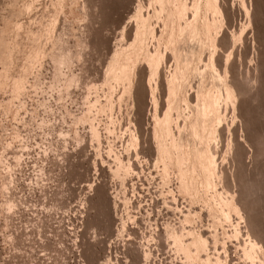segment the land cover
Instances as JSON below:
<instances>
[{
    "label": "rangeland",
    "instance_id": "374dc122",
    "mask_svg": "<svg viewBox=\"0 0 264 264\" xmlns=\"http://www.w3.org/2000/svg\"><path fill=\"white\" fill-rule=\"evenodd\" d=\"M162 1L0 0V232L29 264H264V0L166 28Z\"/></svg>",
    "mask_w": 264,
    "mask_h": 264
},
{
    "label": "bare ground",
    "instance_id": "6f19581e",
    "mask_svg": "<svg viewBox=\"0 0 264 264\" xmlns=\"http://www.w3.org/2000/svg\"><path fill=\"white\" fill-rule=\"evenodd\" d=\"M163 1H165V2H163ZM163 1H162V2L166 5V8H167V7H168V4L173 3L175 0H174L173 2H172V0H171V1H170V0H163ZM170 2H171V3H170ZM178 2H179V3H178ZM163 3H162V4H163ZM162 4L160 3V5H162ZM164 4H163V6H164ZM185 4H186V3H185ZM185 4H181L180 1H177V3L175 2V3L172 4L169 8H167V12H166L167 14H166V16H165L166 20H165V22H163V25H164L165 23H167V24L165 25V28H166V26H167V27L170 26V23H171V24H174L178 19H179V20L182 19V16L184 15V14H183V11L185 10ZM189 5H190V4H189ZM161 7H162V6H161ZM186 7H189V6L186 5ZM158 9H159V8H158ZM160 9H162V8H160ZM160 9H159V10H160ZM197 9H198V8H197ZM188 10H189V9H188ZM195 10H196V9H195ZM154 11H155V10H154ZM186 11H187V10H186ZM186 11H184L185 14H186ZM193 11H194V10H193ZM158 12H159V11H158ZM160 12H162V11L160 10ZM197 12H198V10H197ZM148 13H149V12H148ZM163 13H164V12H163ZM156 14H157V13H156ZM156 14H155V15H156ZM158 14H159V13H158ZM158 14H157V15H158ZM149 16H150V15H149ZM197 16H198V15H197ZM139 17H140V15H139ZM139 17H138V18H139ZM146 17H147V16H146ZM199 17H200V16H199ZM149 18H150V17H149ZM156 18H157V17H156ZM180 18H181V19H180ZM197 18H198V17H197ZM140 19H141V17H140ZM140 19H139V20H140ZM152 19H153V18H152ZM160 20H162V19H160ZM155 21H156V20H155ZM162 21H163V20H162ZM198 21H199V20H198ZM144 22H145V21H144ZM144 22H143V24H144ZM152 22H153V21H152ZM159 22H160V21H159ZM182 22H183V21H182ZM191 22H193V20H192ZM141 23H142V21L140 22V25H142ZM189 23H190V22H189ZM189 23H188V24H189ZM197 23H198V22H197ZM168 24H169V25H168ZM188 24H187V25H188ZM204 24H205V23H204ZM140 25H138V26H140ZM191 25H193V24H191ZM143 26H145V25H143ZM143 26H141V28H142ZM180 26H182V25H181V24L178 25V30H179V32H180V31H183V30H184V31H187V32L190 31V30H188L189 28H188L186 25H184V27L181 28V29H180ZM188 26H189V25H188ZM193 26H194V25H193ZM159 27H160V25H159ZM172 27H174V28H172ZM172 27H171V29H170L168 35H167V43H168L167 46H170V45H171V47H172L173 44L176 42V39H177V38H178V39H177V42L179 43V36L181 35L178 31H176L175 26H172ZM190 27H191V26H190ZM195 27H196V26H195ZM195 27H194V28H195ZM207 27H208V25H207ZM137 28H138V27H137ZM141 28H140V30L138 29V30H135V31H136V32L139 31V32L141 33V31H143V30H141ZM165 28H164V29H165ZM202 28H204V27H202ZM128 29H129V28H128ZM142 29H144V27H143ZM145 29H146V28H145ZM149 29H150V28H149ZM156 29H157V28H156ZM167 29H169V28H167ZM190 29H191V28H190ZM161 30H162V28H161ZM159 31H160V30H159ZM192 31H193V33H194L195 29H193ZM192 31H190V32H192ZM160 32H161V31H160ZM162 32H163V31H162ZM187 32L184 34V38H183V39H185V36H187L186 34L190 35V33H189V32L187 33ZM199 32H200V31H199ZM140 33H139V35H140ZM152 33H153V32H152ZM176 33H178L179 36H178V34H177V36H176ZM181 33H182V32H181ZM130 34H131V33H130ZM136 34H137V33H136ZM143 34H144V32H143ZM165 34H167V32H165ZM194 34H196V32H195ZM198 34H199V33H198ZM139 35H138V37H140ZM182 35H183V33H182ZM201 35H202V34H201ZM163 36H164V35H163ZM138 37H137V38H138ZM176 37H177V38H176ZM187 37H191V36H187ZM154 38H155V37H154ZM154 38H153V39H154ZM161 38H162V33H161ZM181 38H182V37L180 36V40L183 41V39H181ZM124 39H125V38H124ZM157 39H158V38H157ZM157 39H156V40H157ZM162 39H163V38H162ZM134 40H135V41H136V40L138 41V39H136V36H135ZM195 40H196V39H195ZM122 41H123V40H122ZM124 41H125V40H124ZM137 41H136V42H137ZM163 41H164V39H163ZM165 41H166V40H165ZM181 41H180V43H181ZM186 41H187V40H186ZM198 41H199V40H198ZM151 42H152V41H151ZM155 42H156V41H155ZM183 42H184V41H183ZM187 42H188V41H187ZM131 43L133 44L134 41L131 42ZM167 43H166V44H167ZM178 43H177V44L175 43L176 46H178ZM185 43H186V42H185ZM185 43H184V44H185ZM136 44H137V43H136ZM184 44H183L184 47H186L187 49L190 48V47L185 46L186 44H185V45H184ZM181 45H182V43H181ZM188 45H189V44H188ZM153 46H154V45H153ZM165 46H166V45H165ZM167 46H166V47H167ZM176 46H175V47H176ZM171 47H169V48H171ZM179 47H181V46H180V45L178 46V51L175 50V49H177V47L174 49V46L172 47V48H173L172 50L170 49V50L172 51V52L170 51V52H171V53H170L171 56L173 57V55H174V56H176V57L178 58V59H177L176 57L174 58L175 60H178V61H177L176 66H174V67H175V69H174V74H173V75H174V76H173L174 85H172V87L175 86L174 89H176V98H178V99L180 98V97H178V94L184 89V87H185V83H186L187 79H189L188 75H189V73H190V69L188 70V68H190V66L188 65V66H189V67H188V66H187V63H185V60L182 59V58H184V55H182L183 57L180 55V57H182L181 59L184 60V62H183V61H180L181 59L179 60L180 57H179L178 55H179L180 53H179V54L177 53V52H180L179 50L182 49V53H181V54H183V50H185V48L183 49V47H182V48H179ZM150 48H151V47H150ZM167 48H168V47H167ZM148 49H149V48H148ZM154 49H155V48H154ZM190 50H191V49H190ZM193 50H194V49H193ZM153 51H154V50H153ZM163 51H164V50H163ZM166 51H167V50H166ZM168 51H169V50H168ZM149 52H150V51H149ZM185 52H186V51H185ZM168 53H169V52H168ZM192 53H193V52H192ZM172 54H173V55H172ZM155 55H156V53H155ZM149 56H150V55H149ZM189 56H191V54H190ZM154 57H155V56H154ZM154 57H152V58L154 59ZM163 57H165V56H163ZM152 58L150 59V60H151V61H150L151 63L153 62V61H152ZM194 58H195V57H194ZM60 59H61V58H60ZM158 59H159V57H158ZM158 59H157V60H158ZM187 59H188V61H189V58H188V57H187ZM61 60H62V59H61ZM64 60H65V59H64ZM154 60H155V59H154ZM168 61H169V60H168ZM172 61H173V60H172ZM157 62H158V61H157ZM174 62H176V61H174ZM182 62H183V63H182ZM155 63H156V62H155ZM190 63H191V62H189V64H190ZM156 64H158V63H156ZM167 64H168V63H167ZM148 65H149V64H148ZM153 65H154V64H153ZM158 65H159V64H158ZM161 65H162V64H161ZM170 65H171V64H170ZM174 65H175V63H174ZM155 66H156V65H155ZM165 66H166V64H165ZM150 67H151V66H150ZM152 67H154V66H152ZM156 67H157V66H156ZM172 67H173V66H172ZM174 67H173V68H174ZM159 68H160V67H159ZM164 68H166V67H164ZM150 69H151V68H150ZM157 69H158V68H157ZM162 69H163V68H162ZM153 70H154V69H153ZM172 70H173V69H172ZM158 71H159V70H158ZM167 72H168V71H167ZM152 73H153V71H152ZM164 73H165V72H164ZM150 74H151V73H150ZM155 74H156V73H155ZM148 75H149V74H148ZM190 75H191V74H190ZM190 75H189V76H190ZM149 77H150V76H149ZM170 77H171V75H170ZM187 77H188V78H187ZM147 79H148V78H147ZM157 79H158V78H157ZM148 80H149V79H148ZM148 80H147V81H148ZM170 80H171V79H170ZM172 82H173V81H172ZM186 85H187V83H186ZM192 90H193V89H192ZM194 90H195V89H194ZM174 93H175V92H174ZM195 93H196V92H195ZM199 93H200V92H199ZM202 93H203V92H202ZM203 94H204V93H203ZM206 94H207V93H206ZM153 96H154V95H153ZM153 96H152V97H153ZM197 96H198V94H197ZM199 96H200V95H199ZM152 97H151V98H152ZM182 97H183V96H182ZM202 97L205 99L204 96H202ZM206 97H208V95H207ZM197 98H198V97H197ZM199 98H200V97H199ZM204 99H203V100H204ZM152 101H153V100H152ZM204 101H205V100H204ZM209 103H210V102H209ZM205 104H206V103H205ZM169 114H170V113H169ZM169 119H170V116L166 117L165 122H164V124H163L162 127H164V128L167 127V124L169 123ZM199 149H200V148H199ZM196 150H197V149H196ZM196 150H195V151H196ZM195 151H194V153H195ZM199 151H200V153H201V149H200ZM202 151H203V150H202ZM186 153H188V151H187ZM198 153H199V152H198ZM206 154H207V153H206ZM195 155H196V153H195ZM197 155H198V154H197ZM202 155H203V152H202V154H201L200 156H202ZM192 156H193V155H191V157H192ZM197 157H198V156H196V158L194 157L195 160L197 159ZM202 157H203L202 159H204V160L206 159V158L204 157V155H203ZM194 158H193V159H194ZM183 160H184V159H183ZM186 160H187L186 162L189 161V162L191 163V159H189V157H188ZM195 160H194V161H195ZM206 160H207V159H206ZM199 161H201V160H199ZM184 162H185V161H184ZM181 163H183V162H181ZM196 163H197V162H196ZM206 163H207V162H206ZM200 164H201V163H200ZM203 164H205V163L202 162V165H203ZM202 165H200V166H202ZM206 165H207V164H206ZM192 166H193V168H191V169H192V170H193V169L196 170V167H197L196 164H193ZM190 167H191V166H190ZM190 167H189V168H190ZM203 167H205V166H203ZM200 168H201V167H200ZM200 168H199V169H200ZM202 169H203V168H202ZM204 169H205V171H206V168H204ZM194 170H193V171H194ZM207 170H208V169H207ZM196 171H197V170H196ZM196 171H195V172H196ZM201 171H202V170H201ZM201 171H199V173H200ZM205 171L203 170V173H202V174H204ZM206 172H207V171H206ZM206 172H205V173H206ZM193 173H194V172H193ZM184 174H185V173H184ZM197 174H198V173H197ZM206 174H207V173H206ZM185 176H187V174H185ZM205 177H207V175H206ZM191 178H193V177L191 176ZM191 178H190V182H191ZM203 178H204V177H203ZM193 179H194V178H193ZM206 179H207V178H206ZM193 181H194V180H193ZM201 181H202V180H201ZM197 182H198V181H197ZM197 182H194V185H195V186H194V189H195V187H196V184H195V183H197ZM198 183H199V182H198ZM201 183H202V182H200L199 184H201ZM191 184H192V183H191ZM202 184H203V183H202ZM202 184H201L202 187L206 185V183H205V185H202ZM197 185H198V184H197ZM201 186L199 185V187H201ZM206 186H207V185H206ZM199 187L197 186L196 188H199Z\"/></svg>",
    "mask_w": 264,
    "mask_h": 264
},
{
    "label": "snow or ice",
    "instance_id": "6c2138e0",
    "mask_svg": "<svg viewBox=\"0 0 264 264\" xmlns=\"http://www.w3.org/2000/svg\"><path fill=\"white\" fill-rule=\"evenodd\" d=\"M55 123H59L56 121ZM51 133L56 135L59 132L58 128H51ZM3 227V224L0 223V228ZM35 235V233H33ZM5 233L0 232V264H12L11 260L4 261L2 257L5 251H13L15 252L14 259L16 260V264H29V257L31 253L26 250L25 244L19 239H14L11 245L6 248L3 241H4ZM45 243L43 244L44 248H47L50 252L58 251L62 245L60 244L59 240L55 238L54 234H49L45 238ZM40 256H44L45 253L41 251L39 253Z\"/></svg>",
    "mask_w": 264,
    "mask_h": 264
}]
</instances>
